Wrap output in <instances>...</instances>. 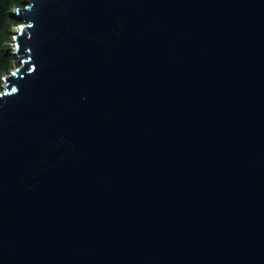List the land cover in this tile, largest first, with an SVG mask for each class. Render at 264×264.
I'll list each match as a JSON object with an SVG mask.
<instances>
[{
	"label": "water",
	"instance_id": "95a60500",
	"mask_svg": "<svg viewBox=\"0 0 264 264\" xmlns=\"http://www.w3.org/2000/svg\"><path fill=\"white\" fill-rule=\"evenodd\" d=\"M14 17L0 264H264V0Z\"/></svg>",
	"mask_w": 264,
	"mask_h": 264
},
{
	"label": "rangeland",
	"instance_id": "374dc122",
	"mask_svg": "<svg viewBox=\"0 0 264 264\" xmlns=\"http://www.w3.org/2000/svg\"><path fill=\"white\" fill-rule=\"evenodd\" d=\"M9 11L12 15L16 12L18 7L13 4L8 5ZM10 15L0 24V90L5 85L6 76L10 75L12 71L21 66V59L15 54L14 36L17 33L19 24L9 20ZM9 66L10 69H7Z\"/></svg>",
	"mask_w": 264,
	"mask_h": 264
},
{
	"label": "trees",
	"instance_id": "16d2710c",
	"mask_svg": "<svg viewBox=\"0 0 264 264\" xmlns=\"http://www.w3.org/2000/svg\"><path fill=\"white\" fill-rule=\"evenodd\" d=\"M24 1L25 0H0V24L8 16V14L10 15L9 20L15 22L16 24H19L20 22L14 17V15L10 13L8 5L11 3L15 7H22L24 6ZM7 67V69H10L9 66Z\"/></svg>",
	"mask_w": 264,
	"mask_h": 264
}]
</instances>
